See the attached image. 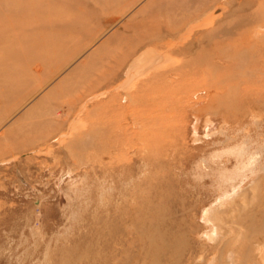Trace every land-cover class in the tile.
Returning a JSON list of instances; mask_svg holds the SVG:
<instances>
[{"label": "rangeland", "instance_id": "1", "mask_svg": "<svg viewBox=\"0 0 264 264\" xmlns=\"http://www.w3.org/2000/svg\"><path fill=\"white\" fill-rule=\"evenodd\" d=\"M102 1L0 0V264H258L264 0Z\"/></svg>", "mask_w": 264, "mask_h": 264}, {"label": "bare ground", "instance_id": "2", "mask_svg": "<svg viewBox=\"0 0 264 264\" xmlns=\"http://www.w3.org/2000/svg\"><path fill=\"white\" fill-rule=\"evenodd\" d=\"M116 2V0H103L102 4L100 3V5L98 6H110L111 4H114ZM132 2V0H131ZM239 6V5H238ZM239 8V7H238ZM142 12V11H141ZM84 14V13H83ZM206 16V15H205ZM63 18V17H61ZM69 18V17H67ZM191 23V22H190ZM189 23V24H190ZM165 35H161L160 33H152L150 35H148L147 37H144V39H141V41H139L136 45H134V47L129 48L127 50V52H125L124 54H122L119 58V60H117V65L118 66V71H120L119 73H125L126 75H133L134 73H136L138 71V68L140 66L144 67L145 69L152 67L154 64H156V62L158 61V54L155 50V46L156 43L159 42L160 39H162ZM169 36V35H168ZM170 37V36H169ZM168 37V38H169ZM172 38V37H171ZM171 42V41H170ZM223 42V41H221ZM163 43V42H162ZM169 43V42H168ZM215 44V43H214ZM173 45V44H172ZM194 47V46H193ZM8 49H10L9 47H7ZM6 48V49H7ZM168 48V47H167ZM170 48V47H169ZM208 48V47H207ZM7 49V50H8ZM193 49V48H192ZM190 49V50H192ZM208 53V52H207ZM206 53V54H207ZM210 54V53H209ZM215 55H217V58L222 59V57H224V53L222 55V53L220 52H215ZM163 57V55H162ZM158 63V62H157ZM146 69V70H147ZM117 71V70H116ZM144 72V71H142ZM122 73V74H123ZM136 76V75H135ZM114 88V87H113ZM215 114V113H214ZM204 119V118H203ZM221 128V127H220ZM243 197V196H242ZM244 201V200H243ZM212 210V209H210ZM208 213V212H207ZM210 213V212H209ZM215 218V217H214ZM213 218V219H214ZM217 218V217H216ZM213 221V220H212ZM242 228V227H241ZM216 229V228H215ZM218 229V228H217ZM233 232V231H232ZM246 236V235H245ZM238 237V236H237ZM264 239V238H262ZM261 238H257L256 242V249L255 252H257V256H256V260L258 262V264H264V241ZM235 242H233L234 244ZM232 244V245H233ZM255 249V247H253ZM223 252V251H222ZM222 252L220 253V255L222 254ZM250 250H245L244 251V256L245 258L248 257V255L250 254ZM224 256V255H223ZM220 257V256H219ZM224 260V259H223ZM219 262V261H218ZM217 262V263H218ZM235 264V263H234ZM249 264V263H248Z\"/></svg>", "mask_w": 264, "mask_h": 264}]
</instances>
